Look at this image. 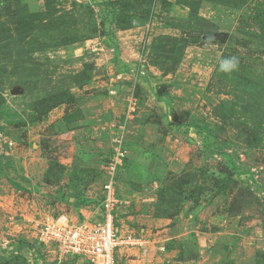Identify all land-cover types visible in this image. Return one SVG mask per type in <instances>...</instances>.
I'll return each instance as SVG.
<instances>
[{
  "label": "rangeland",
  "instance_id": "374dc122",
  "mask_svg": "<svg viewBox=\"0 0 264 264\" xmlns=\"http://www.w3.org/2000/svg\"><path fill=\"white\" fill-rule=\"evenodd\" d=\"M121 126L117 264H264V0H0V264H87L26 218L94 211Z\"/></svg>",
  "mask_w": 264,
  "mask_h": 264
},
{
  "label": "built area",
  "instance_id": "2783aa9c",
  "mask_svg": "<svg viewBox=\"0 0 264 264\" xmlns=\"http://www.w3.org/2000/svg\"><path fill=\"white\" fill-rule=\"evenodd\" d=\"M137 68L128 69L134 79L143 74ZM121 74L119 72L116 76ZM125 100L126 114L129 115L135 111L136 99L130 92ZM123 128L119 127L118 133L111 139L109 159L104 169L105 180L101 187L102 197L93 219L84 215L74 219L68 214L53 213H45L39 218H26V226L38 243L53 254L58 262L77 258L87 264H117L115 257L118 250L143 248L147 243L146 239L135 233L119 231L114 223L119 206L114 179L126 157L122 144Z\"/></svg>",
  "mask_w": 264,
  "mask_h": 264
},
{
  "label": "clouds",
  "instance_id": "9594fccd",
  "mask_svg": "<svg viewBox=\"0 0 264 264\" xmlns=\"http://www.w3.org/2000/svg\"><path fill=\"white\" fill-rule=\"evenodd\" d=\"M239 67V58L236 56H230L222 58L219 61V71L230 73L237 70Z\"/></svg>",
  "mask_w": 264,
  "mask_h": 264
},
{
  "label": "crops",
  "instance_id": "0c3cea01",
  "mask_svg": "<svg viewBox=\"0 0 264 264\" xmlns=\"http://www.w3.org/2000/svg\"><path fill=\"white\" fill-rule=\"evenodd\" d=\"M96 211H97V208L94 210V211H92V212H89V213H91L90 214V216L92 217V215H94V217L96 216ZM89 213H85V212H81V214L80 215H84V217H88V214ZM79 216V215H78ZM78 216H77V218H78ZM90 218V217H89ZM126 251H127V249H120V250H118L117 252H116V263H117V258L118 257H120V256H122L124 253H126ZM49 252V251H48ZM50 253V252H49ZM54 257V256H53ZM55 260V259H54ZM70 260V259H69ZM55 261H57V260H55ZM57 263H60V262H58L57 261Z\"/></svg>",
  "mask_w": 264,
  "mask_h": 264
},
{
  "label": "trees",
  "instance_id": "16d2710c",
  "mask_svg": "<svg viewBox=\"0 0 264 264\" xmlns=\"http://www.w3.org/2000/svg\"><path fill=\"white\" fill-rule=\"evenodd\" d=\"M0 172H2V162H1V156H0ZM17 188H21V185H19L18 183H15Z\"/></svg>",
  "mask_w": 264,
  "mask_h": 264
}]
</instances>
